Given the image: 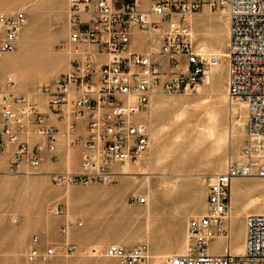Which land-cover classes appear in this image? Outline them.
<instances>
[{
	"label": "built area",
	"instance_id": "built-area-1",
	"mask_svg": "<svg viewBox=\"0 0 264 264\" xmlns=\"http://www.w3.org/2000/svg\"><path fill=\"white\" fill-rule=\"evenodd\" d=\"M203 5L228 22L226 95L231 103H245L246 138L238 158H228L223 171L208 178L206 210L188 220L185 250L170 256L167 264H264V213L246 215L242 254H234L228 243L220 254L208 251L213 240L229 236L232 180L264 179V0H146L144 8L139 0H69L68 37L56 45L59 51L70 48L69 70L30 91L18 90L13 73L0 77V151L16 143L12 168L21 161L36 168L40 147L29 150L26 142L18 140V133L32 124L57 161V129L30 101L31 95L45 96L59 120L72 119L69 130L76 121L87 120L84 137L69 142H80L84 148L80 171L51 173V182L57 186L116 183L123 172L115 167L138 164L150 150L149 127L135 116L149 117L154 86L161 84L166 94L196 93L209 68L221 60L214 54L202 56L193 47L187 18ZM24 23L23 11L0 10V56L14 51ZM133 28L146 37L142 51L131 48ZM80 46H94L95 51ZM97 53L105 59L98 60ZM134 199L145 203L142 196H131ZM48 210L62 216L68 209L57 202ZM71 226L81 227L83 221L63 223L60 235L65 236ZM31 244L24 264H47L55 256L52 245L39 247L36 235ZM63 249L72 254L77 245L66 242ZM147 253L145 244L111 243L103 251L113 264H146Z\"/></svg>",
	"mask_w": 264,
	"mask_h": 264
},
{
	"label": "rangeland",
	"instance_id": "rangeland-1",
	"mask_svg": "<svg viewBox=\"0 0 264 264\" xmlns=\"http://www.w3.org/2000/svg\"><path fill=\"white\" fill-rule=\"evenodd\" d=\"M144 1H146V0H144ZM49 3H50V1L47 3V5ZM59 12L60 11L58 10V13H54L52 15L59 16L62 13V12L61 13H59ZM196 13L193 14L194 19H196L193 22L194 25L192 27L190 25V32H193V37L191 36V38L193 40L194 49L197 51V48L199 49L200 44H202L203 41H206L207 42L206 45L208 47L211 46V47H209L210 49L211 48L215 49V50L221 49L223 52H225L226 48H227V43H228V38H227L228 27L225 24L226 23V17H224L223 15H221L217 12L210 11L207 8V6H205V5L201 6L199 11ZM46 14L48 15V13H46ZM200 14H202V15H200ZM204 14H207V15H204ZM43 16H45V15H43ZM204 16L215 18L216 19V21L214 22L215 26H219L221 23V25L219 26L220 29L222 27L221 37H219V34L217 36V32H215V31L210 32V30L208 31L202 25L198 24V21H201ZM27 17L30 19V14H28ZM223 19H225V20H223ZM37 21H39V23H41V25L38 26L39 27L38 32H37V34H34V36H40L42 34L41 33L42 30H47V31L49 30V32L53 33L54 35H61V34L66 32V23H64L62 21H58V24L55 26L54 30L52 29L51 24H49L48 22H45V21L41 20L40 18L35 19V22H37ZM31 23L27 21V27L25 30L29 31V29H31V30L34 29V27ZM196 26H198V27L196 28ZM200 29H202V30L200 31ZM223 39H225V40H223ZM219 41H221V42H219ZM41 43H44L46 45V47L50 46V48L54 52L55 56H58V58L61 61L60 62L59 61H49L46 58H40V57L35 56L33 58L34 62L31 59V61H32L31 62V68L29 70H27L24 68L25 64L28 62V55L25 54V50L29 44L23 49V53L20 56L10 54L12 52L8 53V55H13V56H15V58L18 59L17 66L15 67L14 70H16L17 68H19V70L18 71L16 70L14 72H17L19 74L20 78H23V79H29V78L35 77L33 84L38 83V82H42L45 80L50 81L51 78L50 79H48V78L51 75H54V77H56L57 74L60 72L59 70H61V68L63 67V59H62L60 51H58L56 48H53L51 45L46 43V41L41 42ZM208 44H210V45H208ZM131 46L134 49H142V47H143L142 43L139 40H134V42H132ZM58 53H60V55H58ZM7 58H8L7 55H4L0 59V61H4ZM39 62H40V64H39ZM18 64H19V66H18ZM12 67L0 65V76L7 69L13 70ZM20 70H21V72H20ZM40 71L47 73V77L43 79L41 77V75H39L41 77L40 78L38 76ZM28 72H29L28 77L23 76V75H26V73H28ZM7 73H9V72H7ZM34 73H36V74H34ZM48 74H50V76ZM215 75H217V76L213 79L215 80L216 85L219 88H221L220 89L221 92H226V60L224 57L221 58L220 68L214 72V76ZM20 78H19V81L21 82ZM198 91H199L198 93L196 92V93H192V94H184V93H181V94H165L162 97L164 99H188V100H190V99H197L200 97L201 93H204V95L202 96V99L203 98H205V99L201 100L203 102V105L200 103L199 104L197 103L196 105L194 104L195 106L192 109V112L190 113V116H189L191 122L193 123L194 129L198 125L196 128L199 130L200 129L199 127H203L205 125V123H207L206 116H205L206 111L207 110H218L220 107V101L218 99L219 97L216 95V92L218 93L219 90L216 92L213 90H210V87L207 84H205L204 81L200 84ZM228 104L229 103L227 102L224 105V108L226 107L225 109H227V111L225 112L226 117L224 120L225 121L224 124L226 125V129H229V130L234 129L235 136L237 135V138L235 136H234V138L233 137L230 138L229 141H231V142L228 141L229 143L226 142L227 145L226 144L224 145L226 147V149H225V147H223L224 149L219 153V155H217L218 157H215V158L213 157L214 159H212V163H208L206 161V159H203V157L208 154V148L206 147L207 143H205L206 139L205 140L200 139L199 141L197 140L198 138H201L200 135L197 138L194 136V139L192 138L190 140V141H192V143H195V144H197V142L200 143L198 145H194V149H195L194 153L196 155L194 153H193V155L195 157L190 156L188 158L189 161H188V159H185V160L179 159L180 162H184V163H179V161L177 160L178 157L180 156L179 148L173 149V144H171L172 143L171 137L174 134L176 129L170 128L169 130H167L164 133V140L166 141L167 153L170 156L167 159V161L164 162V164H162L161 166H159L157 168H154V169L152 168V172L154 173V175L151 176L149 183H150V186H152V189H154V190H152L153 193L151 192V195L152 194L153 195L151 196L150 202L154 205V209L157 210V215H155L152 219V225H151V228L149 229L150 231L148 230V228L146 226V220L144 217L138 218V220H137L136 217L132 218V215H131L137 209H143L144 207H146V205H145L146 203H144L143 204L144 206H143V205H138V202L136 201V199L130 200L131 196H136L137 198L141 197V196L144 198L147 197V192H145L146 190L142 191V190H138L136 188L137 185L143 183L146 180V177L143 174H139L143 170L145 171V169L148 168V159H147L148 155H146L141 161H143V160L145 161V159L147 161H145V162L140 161L137 165L135 164V168H134L135 170L133 172L136 175H133L131 177L130 176L124 177V178H126L127 181H130V183L128 182V184H129V186L131 185V187L133 188L131 192L127 193L124 201H119L117 199V193H116L117 189H114V188L111 189V187H115V186H108L105 184H100V183H95V182H89L86 184H79V185H81L80 187L55 186L51 182H49L47 178H44L45 186L47 188H49V190L44 189L45 192H44V190L40 191L41 197L33 205H31V206L27 205V201L20 199V198H22V197H20V198H18L19 201H17V202L14 201V204L9 211H7L5 209L2 212H0V241L2 239H6L8 236H11L10 233L5 232L4 228L9 229L13 226H16V225H12L9 223H7V224L4 223V219L6 218V214L9 213L10 222L15 224V221L18 220V216H19V213L21 211H23L24 214L29 217V222L32 223V226H35L39 229L42 227L50 228L54 223H57V224H54V228H53L52 232L51 231L50 232L54 237L58 236L57 235L58 227L60 226V224H62L63 221L65 222V218H64V216L56 217L54 219L52 218L49 221L50 225L47 226V222L44 219L46 218V215H47L46 207H47V204L50 200L51 204H52V202H63V203H65V205L67 206V209H68L67 213H68V211L70 214L72 213L71 217H69L70 221H74L75 219H78V218L83 221V226H81L80 228L72 226L71 229L75 230L76 233L73 236H71L68 240H73L74 242H78V241H76L75 238L81 237L82 240L84 241L90 237L86 244L81 245L78 242L77 243V251L72 253V254L66 253L64 251L63 245H62L61 249H59V257L63 261L62 264H93V263L94 264H100V261L104 260L103 259L104 248L107 245V243L110 242L111 240H114V242H116V243H120L122 241H135L133 244H137L140 242H144V243L148 242L147 245L150 246L153 256L156 254L158 248H164L165 249L166 247H170V248L173 247L171 252H168L169 254L170 253H172V255L178 254V252L180 250L177 247L176 242L178 241V239H183L184 234H185V226H186L187 221L192 217H198L203 212V210L205 208L204 202L201 199H203V197L205 196L208 178L211 175H213L214 173L216 174L217 170H218L217 173L221 172V170L223 171V169L225 167V165L223 163L226 162L225 160L227 159V157L229 155H232V152L238 151V146L242 141V138H243L242 135H244L243 132H244L245 122H246V117L244 115L245 111L240 107H239L240 109L238 108V115L240 116V118L242 116V123H243L242 125L235 124V122H233L234 124L230 123L231 122V119H230L231 118V116H230L231 111L228 109V107L230 106ZM151 107H152V113H151V120L152 121L150 124L151 139H152V144H151L152 149L151 150L154 152L153 149L158 146V143L154 140V137H153V132H154L153 124L161 121L162 117L166 114V109L165 110L164 109L154 110L153 105ZM195 108H196V110H195ZM201 113L203 114V116H201L202 115ZM172 114H173V112H172ZM227 119L228 120L230 119L228 121L229 126L227 125ZM230 125H231V128H229ZM243 125H244V127H243ZM234 126H235V128H234ZM237 131H239L242 134H240ZM155 143H156V146H155ZM184 143H185L184 145L187 144L186 140ZM71 158L74 160H77V158H78L77 151L71 152ZM201 158L203 160H205V161H202L203 163H201V160H202ZM199 160H200V162H199ZM215 160H217L216 163H215ZM220 161H222L221 165H219ZM191 162H192V165L189 164ZM205 162H207V163L205 164ZM198 163L201 164V166ZM215 164L217 165V168H219V169H216ZM222 165H223V167H222ZM0 179H1V176H0ZM10 179H11L10 181H12L11 185H14V183H16L20 180V177H11ZM34 181H35V183H34ZM34 181H33V179H26L25 181L22 182V184H20V186L18 187L17 190L29 189L32 186H38L40 189L43 188V183L40 180L34 179ZM121 181L123 182L122 179H121ZM131 181H132V183H131ZM122 182H121V184H122ZM260 182H262V181H260L259 179H255V180L249 179V181H242L241 180L235 184V188H240L242 191L241 194H244V193L249 194L250 193L249 196H253V195L254 196H261V194L264 193V186H259ZM4 184L6 187H8V182H4ZM90 185H100V186H104V187L90 186ZM89 187H99L101 189H107L108 188L110 190L114 189L117 201L119 202V204H121L123 202L125 209L128 211L126 216L125 217H119L116 215V212H115V209L113 206L103 205L102 202H103L104 198L102 197V195H103L102 193H99L98 196H95V197L82 198L79 201L72 203V204L67 203L65 198L59 199V197L57 196V195H60V193L63 194L64 191H66L65 189H68V188L86 189ZM11 190H13V189L10 188L6 192H1V197H0V201H1L0 206L1 207L6 206V205H10V204H12V201L15 200L16 193H14ZM57 191H59V192H57ZM154 191H156V192H154ZM170 191H171V193H170ZM48 192H49V194H48ZM168 192H169V194H168ZM43 194L46 198L43 196ZM167 195H169V196H167ZM164 196H166V197H164ZM40 200H41V203H40ZM197 200H199V201H197ZM51 204L48 206V208L51 206ZM119 204H117V205H119ZM39 206H40V208H39ZM197 206H199L201 208V212H199V213H197V212L200 211V208L199 207L197 208ZM239 209H240V203L239 202L236 203L235 205H233V216H232L231 221H230L229 242H230V248L233 249L234 251L236 248L235 246H238L239 243H244V237H245V226L243 224L244 222H242V215L238 214ZM254 210H255V208H251L250 209L251 213H253L252 211H254ZM39 211L40 212L43 211L42 214L45 213V215H42L43 218H41V219H39V217H37V214H39ZM194 211H195V213H194ZM196 213L198 216L196 215ZM85 216H89V217H85ZM15 217L17 220L15 219V221H14L13 219ZM36 219H37V221H36ZM154 220H156V221H154ZM147 230H148V232H147ZM13 234H15V233H13ZM34 234H37L43 238L51 237L50 233L48 236H46L43 234V232L37 231V230L34 231ZM148 234L150 235V237ZM54 237H52V238H54ZM64 237L65 236H63V235H59L58 238L63 239ZM52 240L54 241V239H52ZM226 242L227 241L224 238H217L209 244L208 251L211 254H220L224 251L225 246L227 244ZM92 250H94V251L92 252ZM95 251L102 255L100 260H99V258H97ZM150 261L152 263L153 259H151ZM1 263L4 264L5 261H1L0 264ZM102 264H109V261H104ZM164 264H167V261Z\"/></svg>",
	"mask_w": 264,
	"mask_h": 264
},
{
	"label": "crops",
	"instance_id": "crops-1",
	"mask_svg": "<svg viewBox=\"0 0 264 264\" xmlns=\"http://www.w3.org/2000/svg\"><path fill=\"white\" fill-rule=\"evenodd\" d=\"M49 1L51 3L48 4V6H49L48 7L47 3ZM139 2H140V6L142 8L146 7V1L139 0ZM52 7L54 9H56V11H57L56 13H58V10L60 11L59 13H61V12L62 13L59 16L47 15L45 13V11H48V9L50 10ZM68 7H69V0H0V10L1 11H5V12L23 11L25 13V22H27V21L30 23L32 22V25L34 27V29H32V30L29 29V31H28V30H25L26 27L23 29V27H24V25H23L21 28V32H20V38L15 45L14 51H12V53H10V52H8V53L16 55V56L22 55L23 49L28 44H30L31 40L34 38V34H37V32H38V29H39L38 26L41 25V23H39V21H37L38 23L35 22V19H37V18H40L41 20L51 24L53 30H54L55 26L58 24V21H62L64 23H66V32L65 33H63L61 35H54L50 39L46 40V43L51 45L53 48H56V45L58 44V42L64 41L68 37L67 17H66V12L68 10ZM28 14H30V19L27 17ZM43 15H45V16H43ZM203 19H208V17L204 16ZM203 19L201 21H203ZM213 19H215V18H213ZM132 33H133L132 42H134V40H139L143 46L142 49H135V50L142 51L144 48H146V37L144 35H142L138 31V29H136V28L132 29ZM80 48L82 50H89V51H93V52L95 51L94 46H80ZM131 48H132V46H131ZM132 49H134V48H132ZM69 50H70V48H68L64 51H60L62 59H63V67L61 68V70H59L60 72L57 74L56 77H54V75L50 76V74H48L50 76L48 79L51 78L50 81L45 80V81L33 84L35 77L29 78V79L20 78L19 74L17 72H14L16 70L18 71L19 68L14 70L15 67L12 68L13 70H10V69L5 70L4 73L0 77H3L4 74H6L7 72L13 73L17 79L18 90H20V91H30V90H32V88L34 86H36L37 84L43 83V82L52 83L56 80V78L61 73H65L66 71L69 70V67H70L69 64H70V60L72 58V55H71ZM8 53L7 54L4 53V54L7 55V57H15L13 55H8ZM95 56L97 57L98 60H104L106 57L104 54H98V53ZM1 64H2V61H0V65ZM182 68H183V66H182ZM165 70H168V68L165 67ZM173 70H175V69H173ZM20 72H21V70H20ZM26 75H23V76L28 77L29 72L26 73ZM18 77L20 78L21 82L19 81ZM163 78H164V76L161 75V79H163ZM165 94L166 93H164L162 91L161 84H157L153 88V93H152L151 98H153L154 96H163ZM151 98H150V101H151ZM30 101L34 102L37 109L45 114L48 122L51 123L52 125H54L57 129L56 147H55V151H54V154L57 156V161H53L51 159L52 153H50L46 148V138L44 136L39 135L36 132V127L34 125L27 124L26 128L18 133V140L26 142L29 150H31L35 145H38L40 147V150L36 151V155L39 157L40 162L36 168H33L26 161H21L20 163H18L16 168L13 169L12 168V166H13L12 162H13V156H14V153L16 150V143L8 144L3 150L0 151V176H1V179H0V197H1V192H6L10 188L13 189L11 191L16 193L15 200L12 201V204L6 205L3 207L0 206V212H2L5 209L7 211H9L11 209V207L13 206L14 201H16V202L19 201L18 198H20V197H22L20 199L27 201V205H30V206L33 205L41 197L40 191H42L44 189L49 190V188H47L45 186L44 178H47L48 181L51 182L50 177H49L51 173H54V172L76 173V172L80 171V164H81V160H82V155L84 153V148L80 142L74 143L73 145H70L69 142L74 141L78 138L84 137L85 131H86V121H87L86 118H82L81 120L76 121L75 125H74V129L71 131L68 128L72 122V119L65 118L63 120H59L57 118L56 114L49 107L47 97L40 96V95H31ZM135 119L139 122H143V123L148 125L149 131H150V150H151V144H152L151 143V130H150L151 129L150 124L152 121L151 120V105L149 107V118L146 117L145 113H142V114L136 115ZM246 129H247V116H246L244 132H243L244 135H242L243 138H242L241 143L238 146V151L232 152V155H229L227 157V159L231 158V159L235 160L238 158L239 149L242 146V144L244 143L245 138H246ZM66 141H68L67 144H66ZM68 148H70V149H68ZM150 150H149V152H150ZM72 151H77V153H78L77 160H74L71 158V152ZM236 156H237V158H236ZM227 159L225 161H227ZM143 161H141V162H143ZM145 161H147V160L145 159ZM131 165L133 167H135V164H131ZM115 169L118 171L119 170L123 171L122 166H117V167H115ZM2 172H4V173H2ZM33 173H34V175H33ZM11 177H20V180L18 182L14 183V185H11V183H12V181H10ZM122 177H124V175L118 177L117 182L114 184L100 183V184H105L108 186H115V187H111V188L117 189V199L120 201H124L127 193L131 192L133 189L131 186L128 187V183H126L128 181L125 180L126 178H122ZM26 179H38V180L42 181V183L44 184L43 188L40 189L38 186H32L29 189L17 190L18 187L20 186V184H22V182L25 181ZM121 179L123 180V182L121 181ZM249 179H251V178L238 179V180L239 181H241V180L242 181H249ZM238 180L236 181V183L238 182ZM4 182H8V187L5 186ZM121 182H122V184H121ZM53 185H55V184H53ZM55 186H57V185H55ZM66 186L80 187L81 185L73 184V185H66ZM90 186L104 187V186H100V185H90ZM206 197H207V186H206L205 196L203 197V202L205 205L203 213L206 210ZM54 203H57V202H52V204H54ZM50 204H51V202L49 200L47 207H46V211H47V208ZM138 205H143V204L138 203ZM240 211H241V209H239L238 214L242 215V222H244L246 215L244 216V214L242 212L240 213ZM199 212H201V211H199ZM203 213H201L200 215H202ZM62 216H64V215H62ZM85 217H89V216H85ZM18 220L15 221V224L11 223L9 213L6 214V218L4 219V223L16 225L17 226V232H15V234H11V236H8L6 239H2L0 241V262L5 261L6 264H24L26 254L32 245L31 244V238L34 235H36L40 239V245H39L40 248H44L45 246H48V245H52L53 247H55L56 245L62 246L66 242H72V243H75L76 245L79 242V244L82 245V244H86L90 238L89 237L88 239L83 241L81 237H77L75 239L78 242H74L73 240H68L65 237L63 239H59L58 238L60 235L59 227L63 223H65L64 221L58 227V230H57L58 236L54 237L51 234V232L54 228V224L51 226V228L42 227L39 229L35 226H32V223L29 222V217L27 215H25L23 211H21L19 213ZM65 221H67L66 218H65ZM55 224H57V223H55ZM49 225H50V223L47 224V226H49ZM78 228H80V227H78ZM185 229H186V226H185ZM36 230L43 232V234L46 236H48L50 233L51 237L43 238L37 234H34V231H36ZM52 237H54V238H52ZM52 239H54V241ZM134 242L135 241H122L120 243H116V242H114V240H111L110 242L107 243V245H109L111 243H116V244H119V245H122L125 247H133L137 244H145L149 250V246L146 243L140 242L137 244H133ZM241 244L242 243H240V245H238V246L244 245V243L242 245ZM106 246H105V248H106ZM106 259H107V261H109V264H113V260H111L109 258H106ZM62 262L63 261L60 257L55 258V256H54L47 264H62ZM147 262H148V260H147Z\"/></svg>",
	"mask_w": 264,
	"mask_h": 264
},
{
	"label": "bare ground",
	"instance_id": "bare-ground-1",
	"mask_svg": "<svg viewBox=\"0 0 264 264\" xmlns=\"http://www.w3.org/2000/svg\"><path fill=\"white\" fill-rule=\"evenodd\" d=\"M51 3V2H50ZM52 5V4H51ZM48 6V5H47ZM49 7V6H48ZM56 9H54L53 7L48 11H46L45 13H48V15H52L54 13H56ZM205 13V12H204ZM194 14V13H193ZM191 14L188 18H187V23L189 25H191V27L194 25L193 22L194 20V15ZM197 14V13H196ZM202 15V14H201ZM204 15H207V14H204ZM196 17V16H195ZM225 17V16H224ZM222 20V19H221ZM225 20V19H223ZM216 21V19H213L212 17H208V19H203V21H198V24L199 25H202L204 28H206L208 31L210 30L211 31H215L217 32V36L219 34V37H221V29H220V25L219 26H215L214 25V22ZM220 22V21H219ZM225 22V21H224ZM32 24V23H31ZM226 26L228 27V22H227V19H226ZM224 24V25H225ZM197 25V24H196ZM217 25V24H216ZM27 27V22L24 23V27L23 29ZM198 26H196L197 28ZM226 29V28H225ZM202 29H200L201 31ZM204 31V30H203ZM206 31V30H205ZM42 33V34H41ZM40 36H34V38L31 40L30 44L27 46L26 50H25V54L28 55V62L25 64V69L29 70L31 68V62L33 61V58L35 56L37 57H40V58H46L48 59L49 61H61L58 56H55L54 52L52 51V49L50 48V46L46 47V45L44 43H41V42H44L48 39H50L54 34L53 33H50L49 30H42ZM224 33V32H223ZM228 35V34H227ZM190 36L193 37V32H190ZM207 36V35H206ZM223 36V35H222ZM228 38V36H227ZM220 40V39H219ZM225 40V39H223ZM222 40V41H223ZM202 42V41H201ZM221 42V41H219ZM226 42V41H225ZM206 41H203L202 44H200L199 46V49L197 48V52L199 54H201L202 56H209L210 54H214L216 55L217 57L219 58H222L226 55V51L223 52L221 49H218V50H215V49H210L209 47L211 46H207L206 45ZM210 45V44H208ZM154 48H157V44L154 43ZM227 49V48H226ZM61 53V52H60ZM60 53H58V55H60ZM7 54V53H5ZM3 54V55H5ZM1 55L0 58L3 56ZM32 59V61H31ZM17 61L18 59L15 58V57H8L7 59H5L4 61H2V64L3 66H13V67H16L17 66ZM34 62V61H33ZM37 62V61H36ZM40 64V62H39ZM56 64V63H55ZM58 64V63H57ZM19 66V64H18ZM12 67V68H13ZM220 68V62L209 68L208 70V74L206 75L205 79H204V83L207 84L209 87H210V90H213V91H218V93L216 92V95L219 97V101H220V107L218 110H207L206 111V121L207 123H205V125L203 127H199L200 129L198 130L196 127L194 129L193 127V123L191 122L189 116H190V113L192 112V109L194 108V106L198 103L202 104L203 105V102L201 100L205 99L203 98L202 99V96L204 95V93H201L200 94V97L197 98V99H164L162 96H154L153 98H151V101H150V105L152 106L153 105V109L156 110V109H166V114L162 117L161 121L159 122H156L155 124H153V137H154V140L158 143V146L155 147L153 150H150V152H148V168L145 169V171L139 173V174H143L145 177H146V180L137 185V189L138 190H146L145 192H147V197L145 198V205L146 207H144L143 209H137L135 212H133L132 215V218L136 217V219L138 220V218H141V217H144L145 220H146V226L148 228V230L151 228V225H152V219L155 215H157V210L154 209V205L150 202V199H151V192L153 193L152 190V186H150V178L151 176L154 175V173L152 172V168H157L159 166H161L162 164H164V162L167 161V159L169 158L170 155H168L167 153V147H166V141L164 140V133L169 130L170 128H175V132L174 134L172 135L171 137V141L173 144V149H178L179 148V151H180V156L178 157V161L179 163H184V162H180V160H185V159H188L190 156H194L193 153L195 152V149H194V145H198L200 144L199 142H197V144L195 143H192V141H190L192 138L194 139V136L197 138L199 135L201 138H198L197 140L199 141L200 139H203L205 140L206 139V142L207 143V148H208V154L205 155L203 157V159H206V161L208 163H212V159H214L215 157H218L217 155H219V153L224 149L223 147H225L224 145L226 144V142L229 141L230 138H234L235 136V132H234V129L232 130H229V129H226V125L224 124V120H225V112L227 111V109L224 108V105L225 103H229L228 105H230L228 107V109L231 111V122L230 123H233L235 122V124H239V125H242V116L240 118V116L238 115V108H242L244 111H245V117L247 116V112H246V106H245V103L242 102L241 100H233V102L231 103L230 100L228 99L227 95H226V92H221V88H219L216 83H215V80L213 78H215L217 75L214 76V72L217 71L218 69ZM34 71V70H33ZM37 71V70H36ZM36 74V73H34ZM41 75V77L44 79L47 77V73H44L43 71L38 74V76ZM27 76V75H26ZM40 77V76H39ZM40 77V78H41ZM199 92V91H198ZM197 92V93H198ZM214 93V92H213ZM206 96V95H205ZM205 101V100H204ZM195 104V105H194ZM198 106V105H197ZM199 107V106H198ZM197 108V107H196ZM195 108V110H196ZM239 108V109H240ZM199 110V109H198ZM197 110V111H198ZM242 111V110H241ZM173 112V114H172ZM223 112V113H222ZM151 113H152V107H151ZM195 113V112H194ZM172 114V115H171ZM202 114V113H201ZM227 115V114H226ZM243 115V114H242ZM203 116V114L201 115ZM149 118V117H148ZM201 118V117H200ZM203 119V118H202ZM229 119V120H230ZM205 120V119H204ZM227 119V125L229 124ZM203 121V120H202ZM197 123V122H196ZM234 124V123H233ZM232 124V125H233ZM229 126V125H228ZM244 127V125H243ZM242 127V128H243ZM68 128V127H67ZM231 128V125L230 127ZM235 128V126H234ZM238 128V127H237ZM236 128V129H237ZM240 129V128H239ZM239 132V131H237ZM240 133V132H239ZM242 134V133H240ZM67 135V134H66ZM237 138V135L235 136ZM239 137V136H238ZM185 140L187 142L186 145H184L185 143ZM232 140V139H231ZM236 140V139H235ZM231 142V141H229ZM228 142V143H229ZM68 143V141H66V144ZM151 143H152V139H151ZM227 145V144H226ZM155 146H156V143H155ZM171 146V145H170ZM70 149V148H68ZM152 149V147H151ZM226 149V147H225ZM69 151V150H68ZM224 152V151H223ZM151 153V154H150ZM197 153V152H196ZM192 154V155H191ZM195 154V153H194ZM198 154V153H197ZM202 154V153H201ZM200 154V155H201ZM196 155V154H195ZM203 155V154H202ZM198 156V155H197ZM224 156V155H223ZM69 157V156H68ZM195 157V156H194ZM214 157V158H213ZM224 158V157H223ZM237 158V157H236ZM180 159V160H179ZM202 159V158H201ZM200 159V160H201ZM201 160V163H203L202 161H205V160ZM199 160V162H200ZM221 160V159H220ZM68 161V160H67ZM189 161V159H188ZM217 160H215V163H216ZM205 162V164L207 163ZM178 163V164H179ZM221 165L222 164V161L219 162ZM226 163V162H225ZM225 163H223L225 165ZM176 164V163H175ZM177 164V165H178ZM188 164V163H187ZM192 165V162L189 163ZM196 164V163H195ZM199 164V163H198ZM173 165V164H172ZM176 165V166H177ZM201 166V164H199ZM216 165V164H215ZM185 166V165H184ZM206 166V165H205ZM181 167V166H180ZM179 167V168H180ZM194 167V166H193ZM215 167V166H214ZM223 167V165H222ZM221 167V168H222ZM135 167H133L130 163H126L124 165H122V172H123V175L124 177H127V176H133V175H136L133 171L135 170L134 169ZM178 169V168H177ZM189 169V168H188ZM215 169V168H214ZM213 169V170H214ZM216 169H219L217 168V165H216ZM140 170V169H139ZM160 170V169H159ZM185 170V169H184ZM212 170V169H211ZM215 171V170H214ZM218 171V170H217ZM217 171H216V174H217ZM222 171V170H221ZM138 172V171H137ZM155 172V171H154ZM158 172V171H157ZM4 173V172H3ZM220 173V172H219ZM37 174V173H36ZM157 174V173H156ZM215 174V173H214ZM34 175V173H33ZM122 176V175H121ZM122 177V178H124ZM251 178V177H250ZM238 179H248V178H235L232 180L231 182V189H230V192H231V214H230V221H231V218L233 216V205H235L236 203H240V213L242 212L245 215L251 213L250 209L251 208H255L254 211H252L253 213H264V193L261 194V196H249L248 193H244V194H241V189L240 188H235V184H236V181ZM251 179H257V178H251ZM126 180V179H125ZM261 180L262 182L259 183V186H264V179H259ZM34 181V179H33ZM140 181V180H139ZM239 181V180H238ZM40 182V181H39ZM42 182V181H41ZM130 183V181H128ZM126 182V183H128ZM35 183V181H34ZM132 183V181H131ZM140 183V182H139ZM40 184V183H39ZM168 184V183H167ZM44 185V184H43ZM165 185V184H164ZM131 186V185H130ZM126 187V186H125ZM128 187H129V184H128ZM237 187V186H236ZM127 188V187H126ZM112 189V188H111ZM172 189V188H171ZM66 191H64V193H60V195H57L59 197V199L61 198H65V200L67 201V203L69 204H72V203H75L77 201H79L80 199L82 198H87V197H95V196H98L99 193H102V197L104 198L102 204L103 205H108V206H113L114 209H115V212H116V215L119 216V217H125L126 214H127V210L125 209V206L123 204V202L121 204H119V202L117 201L116 199V196H115V191L114 189L113 190H110V189H100L99 187H89V188H86V189H72V188H68V189H65ZM45 192V190H44ZM59 192V191H57ZM156 192V191H154ZM204 192V191H203ZM202 192V193H203ZM117 193V192H116ZM171 193V191H170ZM49 194V192H48ZM169 194V192H168ZM53 195V194H52ZM258 195V194H257ZM44 196V194H43ZM42 196V197H43ZM47 196V195H46ZM51 196V195H50ZM49 196V197H50ZM169 196V195H167ZM45 197V196H44ZM166 197V196H164ZM46 198V197H45ZM57 198V197H56ZM140 198V197H139ZM43 199V198H42ZM165 199V198H164ZM155 200V199H154ZM203 200V199H201ZM43 201V200H42ZM120 201V200H119ZM199 201V200H197ZM40 203H41V200H40ZM160 203V202H159ZM119 204V205H117ZM44 205V204H43ZM42 205V206H43ZM144 206V205H143ZM196 206V205H195ZM199 206H197L198 208ZM40 208V206H39ZM42 208V207H41ZM159 208V207H158ZM200 208V207H199ZM238 208V207H237ZM43 210V209H42ZM199 210V209H198ZM200 211H201V208H200ZM197 212V211H196ZM42 212L39 211V214H37V217H39V219L43 218L42 215H45L42 214ZM47 215H46V218L44 219L47 224L49 223L50 219H54L56 217H61V216H54V215H51L49 213V210L47 208ZM195 213V211H194ZM199 213V211L197 212ZM196 213V215H197ZM203 213V212H202ZM72 214V213H71ZM71 214L68 213L66 215H64V217L66 218L67 221L65 222H68L70 221L69 217H71ZM74 214V213H73ZM130 215V216H131ZM195 215V214H194ZM198 216V215H197ZM143 218V219H144ZM16 217L13 219L15 221ZM17 220V219H16ZM157 220V219H156ZM154 220V221H156ZM37 221V219H36ZM53 221V220H52ZM41 222V221H40ZM44 222V221H43ZM45 223V222H44ZM55 224V223H54ZM52 225V224H51ZM51 228V227H50ZM72 227H69L68 229V232L66 233L65 235V238L66 239H69L71 236H73L76 231L75 230H72L71 229ZM5 229V232L6 233H10V234H13L17 231V226H13L11 228H4ZM147 230V232H148ZM150 231V230H149ZM78 232V231H77ZM179 232V231H178ZM229 234H230V230H229ZM149 235V234H148ZM176 236V235H175ZM179 236V235H178ZM230 236V235H229ZM229 236L228 238L226 239V243H228L230 245V242H229ZM150 237V235H149ZM148 237V238H149ZM222 238V237H221ZM178 239V238H177ZM184 239V240H183ZM183 239H178V241L176 242L177 243V247L179 248V252L178 254H181L184 252L185 250V247H186V234H184V237ZM225 239V238H224ZM176 240V239H175ZM120 241V240H119ZM148 241V240H147ZM148 243V242H147ZM146 243V244H147ZM243 244V243H242ZM241 244V245H242ZM240 245V243H239ZM169 246V245H168ZM176 247V248H177ZM236 247V248H235ZM235 251L233 249H231V251L234 253V254H242L243 251H244V245L243 246H235ZM55 249V258H58L59 257V249H61V246L59 245H56L54 247ZM173 249V247H166L165 249L164 248H158L156 254L153 256L152 254V251H151V248L149 246V250H148V262L146 264H150L151 263V259H153L152 263L151 264H164L168 258L170 256H172V253H168V252H171V250ZM175 249V248H174ZM99 250V249H98ZM176 250V249H175ZM96 252V251H95ZM177 252V251H176ZM176 255V254H174ZM96 256L97 258H100L102 257V255L98 252H96ZM103 259L102 261H100V264H102L104 261H107V259L105 258V256H103ZM2 264V263H1ZM6 264V262L4 263Z\"/></svg>",
	"mask_w": 264,
	"mask_h": 264
}]
</instances>
